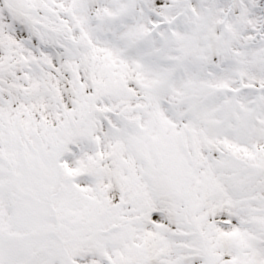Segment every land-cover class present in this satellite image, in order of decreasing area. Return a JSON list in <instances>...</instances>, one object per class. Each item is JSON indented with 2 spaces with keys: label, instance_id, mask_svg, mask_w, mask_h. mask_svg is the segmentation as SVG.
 <instances>
[{
  "label": "snow or ice",
  "instance_id": "6c2138e0",
  "mask_svg": "<svg viewBox=\"0 0 264 264\" xmlns=\"http://www.w3.org/2000/svg\"><path fill=\"white\" fill-rule=\"evenodd\" d=\"M0 264H264V0H0Z\"/></svg>",
  "mask_w": 264,
  "mask_h": 264
}]
</instances>
